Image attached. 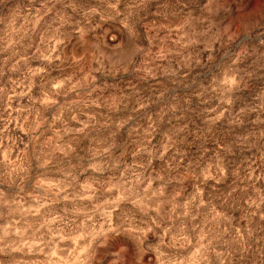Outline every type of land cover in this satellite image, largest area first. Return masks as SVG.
<instances>
[{"label":"rangeland","instance_id":"374dc122","mask_svg":"<svg viewBox=\"0 0 264 264\" xmlns=\"http://www.w3.org/2000/svg\"><path fill=\"white\" fill-rule=\"evenodd\" d=\"M100 2L0 0V37L24 36L16 57L0 51V136L6 129L18 138L11 159L30 140L34 157L25 172L10 166L5 175L0 165V249L5 228L27 245L26 256L0 251V261L123 264L121 249L130 257L134 246L117 221L134 212L128 227L160 225L147 233L155 250L143 264H168L159 241H171L173 218L182 215L201 225L188 253L192 264H264V7L248 0H120V16L85 20L84 12H100ZM52 47L68 61L62 75L71 78L69 91L34 109L39 93L27 88L22 56ZM96 179L110 181L114 195L72 199L87 195L84 185L94 189ZM130 184L135 208L117 200V188ZM105 200L89 221L104 235L81 253L83 242L58 229L65 220L83 222ZM72 248L78 251L69 255Z\"/></svg>","mask_w":264,"mask_h":264},{"label":"clouds","instance_id":"9594fccd","mask_svg":"<svg viewBox=\"0 0 264 264\" xmlns=\"http://www.w3.org/2000/svg\"><path fill=\"white\" fill-rule=\"evenodd\" d=\"M120 0H101V2L97 5L100 8V12H97L95 8L90 9L88 12H84L83 15L85 20L90 19L94 15H99L101 19H113L116 16H120L121 13L117 10V6L119 5ZM249 5L252 8H256L259 3L262 7H264V0H248ZM69 7L71 5H68ZM125 24L127 26V20H125ZM19 32V30H16ZM24 39V36L19 35L15 36L12 31H5L4 35L0 37V40L3 41V45L0 46V51L4 53L11 54L12 57H16L19 53L16 51V45L20 44V41ZM60 41H57L59 43ZM44 41H41V45H43ZM31 47V45H29ZM56 49L52 47L51 49H45L44 52H41L39 48L36 49V52L31 56L23 55L22 59L24 61V67L27 68V71L24 73V79L28 81L27 88L30 91L32 87H36L38 89L39 95L32 102V106L35 109L39 107L41 110L50 107L55 103V97L65 95L69 91V85L71 84V78L64 77L62 74L64 72V68L62 66H66L68 61L66 59H62L60 54L55 56L52 55V52H55ZM47 53V54H45ZM36 59L42 61L41 66L38 68H30L27 67V64L30 63L31 60ZM54 61H59L60 63H53ZM21 60H16V64L19 65ZM13 70H17L16 66H13ZM56 73V75H53ZM33 78H36V83H33ZM23 83V81H21ZM27 92L22 93V95H27ZM52 97L53 99H49ZM31 101V97H29ZM59 115L55 117V119H59ZM10 122V121H9ZM29 134H31L34 129L29 125ZM23 131V129H21ZM18 139V138H17ZM17 139H12L8 136V132L5 129L4 134L0 136V155H2L3 159L0 160V165L5 169L4 174L10 175L11 172H15L17 169L20 172H25L28 168V161L33 159L31 149L29 145L32 141H29V144L24 145V151L16 153V159H11L13 156V149L17 143ZM7 140H11V143H6ZM36 159H40V157H35ZM23 165V166H22ZM10 166L11 172L9 171ZM87 171V169H85ZM93 172H100L102 169L98 166L92 167ZM205 180L211 179L209 176H205ZM74 180V178H73ZM110 181H102L99 179L92 180L91 184H95L96 187L93 189L90 184L84 185L88 194L78 193L72 197L74 201L79 200H92V197L100 194L104 196L105 194L111 196L114 193H111V190L108 187ZM74 188L79 187L78 182L72 184ZM136 185L130 184L128 187H119L117 191H121L122 195L117 197V200H124L127 203L133 204L134 208L138 205L139 201L136 199L135 193ZM67 198V197H66ZM143 199V197H141ZM108 200L104 201V204H98L95 208L92 209L90 214H85L83 222H76V220H65L62 222L61 227L58 229V232H63L64 237L72 243H75L77 240H80L84 244V248L79 251L83 253L88 248L92 246L93 241H95L97 236H103V232L96 231L93 224L90 223L92 216L97 215L99 209L108 204ZM115 203V201H113ZM143 210V209H142ZM133 213H125L121 216V219L117 221L120 226V230L122 232L128 233L133 240V255L127 257V250L121 249V254L126 257L123 264H143V258L145 253L151 254L155 249L148 242L147 233H153V228L158 229L160 225L156 222V220H151L149 223L152 227L144 226V222L141 220L140 227H128L125 222L130 220V215ZM107 215V214H105ZM57 218L53 216V220L55 221ZM176 220L175 225L171 228L169 235L172 237L171 241L168 244H164L163 239L159 241L160 245H163L164 249L168 251L169 261L168 264H192L191 257L188 256V253L192 251L193 248L197 247V233L200 229L201 225L199 222L193 223L195 217L189 216L187 220L183 219V215L180 217H174ZM44 225H41L43 227ZM141 227L144 228V231H141ZM39 231V229H37ZM77 233H81V235H77ZM17 235H21V233H10L7 228L4 230V240H3V251L5 255H11V253H23V255H27V252L24 249L27 248L26 244H21L19 241L15 240L14 237ZM155 235V233H153ZM13 237L11 243H9V237ZM58 242V241H56ZM53 243L52 240L47 241L45 244L46 247L51 246ZM159 246V245H158ZM157 246V247H158ZM78 251L76 248H72V251L69 255L74 254ZM199 252L200 249L197 248ZM55 252H53V255ZM63 254V253H62ZM174 257V258H172ZM183 257V259H181ZM79 260V257H77ZM87 259V257H85ZM0 264H4L3 261H0ZM9 264H21V261L16 260L14 257L9 261ZM27 264V262H25Z\"/></svg>","mask_w":264,"mask_h":264}]
</instances>
